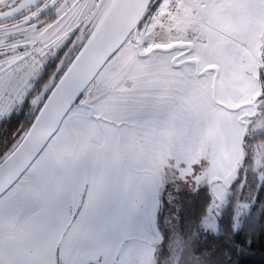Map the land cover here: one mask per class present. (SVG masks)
<instances>
[{"label":"snow or ice","instance_id":"snow-or-ice-1","mask_svg":"<svg viewBox=\"0 0 264 264\" xmlns=\"http://www.w3.org/2000/svg\"><path fill=\"white\" fill-rule=\"evenodd\" d=\"M79 3L0 0V264H264V0Z\"/></svg>","mask_w":264,"mask_h":264},{"label":"flooded vegetation","instance_id":"flooded-vegetation-1","mask_svg":"<svg viewBox=\"0 0 264 264\" xmlns=\"http://www.w3.org/2000/svg\"><path fill=\"white\" fill-rule=\"evenodd\" d=\"M61 2H62V0H55V5H53L52 0H39L40 6L43 9L42 11H40L39 19L36 21L37 26L39 28H41L43 26L47 27L48 25L52 24V22L55 20V15H56L55 10L61 4ZM91 12L92 11H90L89 8H85V6H84L83 10L81 9V10H77L76 12H72L71 19L73 18V21H74L76 18L78 19L81 16H83V13H84L85 18L79 19L80 28H81V30H83V26H84L87 18L89 17V15L91 14Z\"/></svg>","mask_w":264,"mask_h":264},{"label":"rangeland","instance_id":"rangeland-1","mask_svg":"<svg viewBox=\"0 0 264 264\" xmlns=\"http://www.w3.org/2000/svg\"><path fill=\"white\" fill-rule=\"evenodd\" d=\"M74 3V0H67V4L65 5V7H64V9H63V12H68L69 11V8L71 7V5ZM89 3V0H80V3L79 4H77V6L75 7V8H71V12H70V17H72V12H76L77 10H83V8H84V6L86 5V4H88ZM59 7V6H58ZM85 8H88V7H86L85 6ZM56 12V11H55ZM89 12V11H88ZM63 14V13H62ZM84 19L85 18V16H84V13H83V16H81L80 18H76L74 21H73V18L72 19H70V21H69V24H70V26H66V28H65V33H63L62 35H67V33H69V32H71V30L73 29V28H75V26L77 25V21H79V19ZM58 18L56 17V15H55V20L52 22V23H54L56 20H57ZM76 21V22H75ZM74 25V26H73ZM49 26V25H48ZM47 26V27H48ZM44 28H46V26H43V27H41L40 29H44ZM28 32L29 33H31L32 32V28L29 26L28 27Z\"/></svg>","mask_w":264,"mask_h":264},{"label":"trees","instance_id":"trees-1","mask_svg":"<svg viewBox=\"0 0 264 264\" xmlns=\"http://www.w3.org/2000/svg\"><path fill=\"white\" fill-rule=\"evenodd\" d=\"M261 250H257L254 257V264H260Z\"/></svg>","mask_w":264,"mask_h":264},{"label":"water","instance_id":"water-1","mask_svg":"<svg viewBox=\"0 0 264 264\" xmlns=\"http://www.w3.org/2000/svg\"><path fill=\"white\" fill-rule=\"evenodd\" d=\"M125 15H128V13H125ZM90 18H92V12H91V14L89 15V17L87 18L85 24L88 22V20H89ZM89 26H91V25H89Z\"/></svg>","mask_w":264,"mask_h":264}]
</instances>
